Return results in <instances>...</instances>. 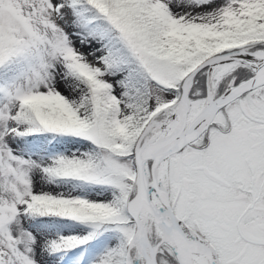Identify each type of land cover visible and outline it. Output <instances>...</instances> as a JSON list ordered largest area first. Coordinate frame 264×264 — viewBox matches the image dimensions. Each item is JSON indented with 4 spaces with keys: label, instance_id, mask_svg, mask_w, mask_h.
Returning a JSON list of instances; mask_svg holds the SVG:
<instances>
[{
    "label": "snow or ice",
    "instance_id": "1",
    "mask_svg": "<svg viewBox=\"0 0 264 264\" xmlns=\"http://www.w3.org/2000/svg\"><path fill=\"white\" fill-rule=\"evenodd\" d=\"M0 264H264V0H0Z\"/></svg>",
    "mask_w": 264,
    "mask_h": 264
}]
</instances>
